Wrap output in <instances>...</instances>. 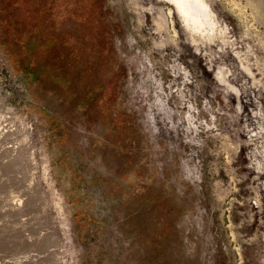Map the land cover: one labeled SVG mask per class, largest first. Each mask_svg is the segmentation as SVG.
Wrapping results in <instances>:
<instances>
[{
    "label": "rangeland",
    "instance_id": "rangeland-1",
    "mask_svg": "<svg viewBox=\"0 0 264 264\" xmlns=\"http://www.w3.org/2000/svg\"><path fill=\"white\" fill-rule=\"evenodd\" d=\"M201 4L0 0V264H264V0Z\"/></svg>",
    "mask_w": 264,
    "mask_h": 264
},
{
    "label": "bare ground",
    "instance_id": "bare-ground-1",
    "mask_svg": "<svg viewBox=\"0 0 264 264\" xmlns=\"http://www.w3.org/2000/svg\"><path fill=\"white\" fill-rule=\"evenodd\" d=\"M168 1L174 3V5L177 6V8L182 9L181 11L183 13L182 12L181 13L186 17H189L193 21V23L197 24L199 27L204 25L203 23L207 22V16H208L207 11L205 8L200 6L202 5L201 0H168ZM187 19L188 18H186V21L189 20ZM208 24H212V23L210 22Z\"/></svg>",
    "mask_w": 264,
    "mask_h": 264
},
{
    "label": "clouds",
    "instance_id": "clouds-1",
    "mask_svg": "<svg viewBox=\"0 0 264 264\" xmlns=\"http://www.w3.org/2000/svg\"><path fill=\"white\" fill-rule=\"evenodd\" d=\"M200 6L206 9V5H200Z\"/></svg>",
    "mask_w": 264,
    "mask_h": 264
}]
</instances>
